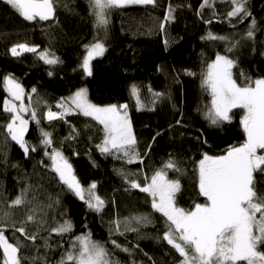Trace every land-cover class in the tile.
I'll return each instance as SVG.
<instances>
[{
  "label": "trees",
  "instance_id": "trees-1",
  "mask_svg": "<svg viewBox=\"0 0 264 264\" xmlns=\"http://www.w3.org/2000/svg\"><path fill=\"white\" fill-rule=\"evenodd\" d=\"M169 3L182 7L174 13L175 20L161 30ZM201 3L202 0H156L155 5L114 8L108 17L105 39L104 30L94 24L88 0H58L55 17L49 21L38 18L26 21L0 0V125L6 126L11 119V114L4 111L9 94L3 83L4 77L11 76L24 89L26 105L31 98L41 119L39 127L51 133L52 139V147L45 148L40 143L38 126L30 118L31 111L22 113L29 120L25 139L37 148L25 156L7 136L6 127L0 126V225L4 227L5 238L14 244L17 239L23 240L14 230L13 222L20 227L26 210L22 206L8 209L22 188L31 185L29 199L35 195L38 202L46 205L51 197L53 204L45 209L47 223L39 230V238L24 241L27 246L22 254L28 257L26 264H32L37 257L36 264H43L45 258L49 264H57L75 238L85 234L105 245L120 264H179V253L163 240L166 217L152 208L151 196L130 187L120 170L137 174L128 180L138 177L137 182L144 186L145 178L150 182L154 172L171 157L180 168L179 172L168 170V179L179 180L181 184L175 196L176 206L187 211L194 209L195 203H206L198 189L199 160L205 153L225 154L246 137L240 124L242 109H233L231 122L218 127L205 118L211 95L201 87L202 74L219 53L236 62L233 78L241 85L246 78L252 81L264 78V0H248L251 16L243 22L237 18L229 20L227 13L232 5L228 0H215L213 7L203 9ZM252 19L257 22L255 34L244 39ZM208 33L228 39H201ZM96 39L105 43L107 51L93 60L92 75L87 76L81 67L85 45ZM236 41L239 45L231 52L226 51ZM20 43L36 46L38 52L52 53L60 62L46 64L36 53L12 56L10 49ZM132 85L139 88L145 105L141 110H137L136 100L130 94ZM81 88L87 89L89 101L96 106L128 105L137 138L136 151L141 153L143 163L129 164L102 154L97 147L104 139L102 126L77 110L62 119L45 118L49 108L58 112L57 103ZM153 92L164 94L154 105ZM15 103L19 106L20 102ZM177 120L181 123L177 124ZM53 149L67 158L85 190L96 183V194L105 200L102 211L90 209L51 170V160L45 152L51 153ZM256 179L264 189V175L256 174ZM85 197L88 198L87 191ZM5 211L13 212L14 216H3ZM139 216H148L151 222L137 224L130 219ZM65 220L71 222V231L63 235L51 233V247L45 249L44 238L49 237L51 228ZM117 220H129L130 226L138 230L127 231L121 223L123 235L118 234L114 231ZM34 231L37 226L30 224L29 234ZM112 240L130 251L115 248Z\"/></svg>",
  "mask_w": 264,
  "mask_h": 264
},
{
  "label": "snow or ice",
  "instance_id": "snow-or-ice-1",
  "mask_svg": "<svg viewBox=\"0 0 264 264\" xmlns=\"http://www.w3.org/2000/svg\"><path fill=\"white\" fill-rule=\"evenodd\" d=\"M19 16L26 21H49L55 17L58 0H4ZM232 8L227 13L229 20L237 18L243 22L251 16L248 11V0H228ZM90 13L94 16V24L97 29H103L105 39L107 38V25L109 16L114 8H123L127 5H155L156 0H88ZM215 0H202L200 8L213 7ZM182 5L173 6L169 3L160 23L161 30H164L168 22L175 20L174 13ZM200 15V12H197ZM257 27L255 19L248 25L244 39H251ZM201 39L227 40V37L216 36L208 33ZM239 45V41L232 42L226 51L231 52ZM86 55L82 61V69L87 76L92 75L91 62L102 57L107 51L105 43L96 39L93 43L85 45ZM11 55L19 57L23 53H36L39 59L46 64L54 65L59 63V58L47 51H40L36 46H29L20 43L10 49ZM236 62L226 55L216 54L215 59L207 64V70L202 74L201 87L211 95V106L205 113V118L213 126H220L223 122H231L233 109H243L244 114L240 119L246 139L239 146L229 147L225 154L211 156L203 154L198 162V189L199 195L206 198V203H195L194 209L185 210L177 207L175 196L181 189L179 180L168 179V170L179 172L180 168L175 159L169 158L162 168L157 169L148 182L147 177L144 186L137 182V179L128 180L129 176H136L135 173H120L125 181L130 183L132 189H139L152 197V208L166 217L167 230L163 234V240L179 253L182 258L179 264H264V189L258 186L256 174L264 175V78L252 81L246 78L241 85L233 78L232 69ZM51 75V73H49ZM188 75L194 73L187 72ZM4 86L11 100L4 101V111L11 114L7 123L6 132L19 147L24 151L25 156L37 148L30 145L25 139L28 131L29 120L25 119L22 113L31 111V120L38 126L42 137L40 143L45 148L52 147L51 133L39 127L40 116L36 108L29 103H24L25 92L14 77H4ZM151 92L152 90L149 89ZM35 93L36 89L33 88ZM131 96L136 100L137 110L145 107L139 88L132 85ZM163 93L153 92L151 103L156 104ZM71 105L78 109L86 117H92L103 126L104 139L97 145L102 154L113 155L114 158L124 159L131 164L136 161L143 163L141 153L136 151L137 138L133 133L132 123L128 116V105L119 106L113 104L106 107H98L87 98V89L81 88L69 98ZM19 101V106L15 103ZM57 108L62 111H52L50 108L44 114L48 121L62 119L65 114L71 113L72 107L67 101L57 103ZM177 124L181 121L177 120ZM76 133V129H73ZM160 133H157V136ZM71 138V137H70ZM155 140V137H153ZM151 145H149V149ZM147 153H145L146 155ZM51 160V170L56 172L60 181L81 200L87 203L88 207L100 212L105 207V200L96 194V183L93 182L85 190L76 175L73 173L72 165L59 150L53 149L51 153L45 152ZM33 191L31 185L21 189L20 194L8 205V209H15L22 206L26 210L25 217L19 221L20 227L13 228L20 233L23 240L17 239L15 244L5 238L4 227L0 225V264H26L28 257L23 256L22 250L27 245L24 241H36L39 238V230L44 228L45 209L52 208L51 197L45 205L38 202L34 195L28 198V193ZM85 191L88 198L85 197ZM59 201L57 200L56 203ZM37 212L41 215H37ZM5 217H13L14 213L5 211ZM137 224L150 223L148 216L130 218ZM121 223L125 230L137 231V228L130 226L129 220L123 222L114 221V231L123 235L120 231ZM36 225L37 231L29 234V225ZM72 224L65 220L51 228L49 237L44 238L43 247L49 249L51 233L63 235L70 232ZM113 246L124 252L115 240ZM39 259L33 258L32 264ZM151 259V258H150ZM43 264H49L45 258ZM57 264H120L113 258L112 252L100 242L91 239L89 234L77 236L64 252Z\"/></svg>",
  "mask_w": 264,
  "mask_h": 264
},
{
  "label": "rangeland",
  "instance_id": "rangeland-1",
  "mask_svg": "<svg viewBox=\"0 0 264 264\" xmlns=\"http://www.w3.org/2000/svg\"><path fill=\"white\" fill-rule=\"evenodd\" d=\"M127 6H134V5H127ZM125 7H126V6H125ZM98 58H99V57H98ZM95 59H97V58H95ZM95 59H94V60H95ZM92 62H93V61H92ZM92 62H91V63H92ZM77 91H78V90H77ZM74 93H75V92H74ZM74 93H73V94H74ZM73 94H72L70 97H72ZM70 97H69V98H70ZM69 98L65 99L64 101H67L68 104L72 107L73 110L71 111V113L65 114L63 117L72 114L75 110H77V111L79 112L78 109H75V107L71 105V101H70ZM87 98H88V97H87ZM8 100H11V97H10V96H9V99H8ZM88 100H89V99H88ZM16 102H17V101H16ZM60 102H61V101H60ZM89 102H90V101H89ZM98 107H100V106H98ZM105 107H106V106H105ZM242 110H243V109H242ZM58 111H62V110L58 108ZM243 113H244V110H243ZM128 115H129V114H128ZM90 118H92V117H90ZM92 119H93V118H92ZM95 121H96V120H95ZM101 126H102V125H101ZM102 128H103V126H102ZM159 213H160V212H159ZM161 214H162V213H161ZM181 259H182V258H181Z\"/></svg>",
  "mask_w": 264,
  "mask_h": 264
}]
</instances>
